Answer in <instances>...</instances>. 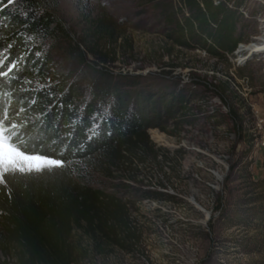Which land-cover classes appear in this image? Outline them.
I'll return each instance as SVG.
<instances>
[{"label": "trees", "instance_id": "1", "mask_svg": "<svg viewBox=\"0 0 264 264\" xmlns=\"http://www.w3.org/2000/svg\"><path fill=\"white\" fill-rule=\"evenodd\" d=\"M58 2L0 0V105L12 113L13 123L24 125L29 136L42 142V154L64 161L62 168L19 174L0 186V250L8 258L14 253L15 264H82L88 249L75 239L81 228L100 250H131L137 236L134 202L121 192L92 188L85 178L119 171L133 156L158 160L161 149L154 150L148 129L163 114L181 116L188 100L187 95L153 89L142 75L90 65L82 48L85 41L73 40L58 15ZM151 2L168 40L219 60L234 55L254 32L241 13V0ZM85 66L94 69L93 80L85 75ZM226 78L213 86L229 103L235 81ZM230 115L241 131L238 109L230 106ZM145 199L174 197L149 189L138 198Z\"/></svg>", "mask_w": 264, "mask_h": 264}, {"label": "rangeland", "instance_id": "2", "mask_svg": "<svg viewBox=\"0 0 264 264\" xmlns=\"http://www.w3.org/2000/svg\"><path fill=\"white\" fill-rule=\"evenodd\" d=\"M241 1L254 32L219 60L168 40L151 0H59L58 15L75 42L85 41L90 65L142 75L153 89L188 99L181 116L163 114L148 129L154 150L161 149L158 160L133 156L119 171L85 178L134 202L137 236L131 250H100L79 229L75 239L88 249L82 264H264V51H253L264 43V0ZM84 69L93 80L94 69ZM227 75L235 81L229 103L213 86ZM230 106L239 111L241 131ZM149 189L174 200H138ZM4 260L17 261L0 250Z\"/></svg>", "mask_w": 264, "mask_h": 264}, {"label": "snow or ice", "instance_id": "3", "mask_svg": "<svg viewBox=\"0 0 264 264\" xmlns=\"http://www.w3.org/2000/svg\"><path fill=\"white\" fill-rule=\"evenodd\" d=\"M13 120L12 113L0 105V186H7L19 174L48 172L63 167L62 159L42 154V142L38 143L36 137L28 135L30 129L13 123Z\"/></svg>", "mask_w": 264, "mask_h": 264}, {"label": "bare ground", "instance_id": "4", "mask_svg": "<svg viewBox=\"0 0 264 264\" xmlns=\"http://www.w3.org/2000/svg\"><path fill=\"white\" fill-rule=\"evenodd\" d=\"M253 51H257V52L264 51V43H263V46L261 47H253Z\"/></svg>", "mask_w": 264, "mask_h": 264}, {"label": "water", "instance_id": "5", "mask_svg": "<svg viewBox=\"0 0 264 264\" xmlns=\"http://www.w3.org/2000/svg\"><path fill=\"white\" fill-rule=\"evenodd\" d=\"M250 58V57H249Z\"/></svg>", "mask_w": 264, "mask_h": 264}]
</instances>
